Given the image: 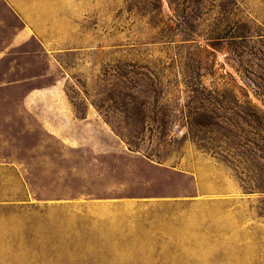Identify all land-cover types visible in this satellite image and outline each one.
I'll return each instance as SVG.
<instances>
[{
    "label": "rangeland",
    "instance_id": "374dc122",
    "mask_svg": "<svg viewBox=\"0 0 264 264\" xmlns=\"http://www.w3.org/2000/svg\"><path fill=\"white\" fill-rule=\"evenodd\" d=\"M236 1L264 30V0ZM214 15L188 30L166 0H0V264H264V193L184 117L183 73L245 86Z\"/></svg>",
    "mask_w": 264,
    "mask_h": 264
},
{
    "label": "trees",
    "instance_id": "16d2710c",
    "mask_svg": "<svg viewBox=\"0 0 264 264\" xmlns=\"http://www.w3.org/2000/svg\"><path fill=\"white\" fill-rule=\"evenodd\" d=\"M166 1L173 12V16H169L167 20L183 29L191 30V22L200 14L210 20V13L215 12L211 20L215 28L210 30L207 39L228 40L237 61L236 70L244 72L242 79L245 86L239 84L229 72L216 77L213 76L214 72H208L209 77L219 80L213 89L205 85L203 75L183 73L181 83L189 93L184 117L191 133L190 138L198 149L231 169L244 192L264 193V110L250 96L252 93L264 106V30L257 31L250 19L237 17L236 0ZM191 3H197L196 6L200 5V9L196 6L192 9ZM245 61L251 65L245 66ZM131 71L133 74H139ZM146 77L150 86L162 85L160 80L154 78V81L151 77ZM133 87L136 88L135 85ZM142 105L144 106V103ZM150 119L155 123L164 124L162 117L153 116ZM115 130L123 136L118 128ZM134 131L138 135L141 133ZM213 131H216L217 135L205 136L206 132ZM135 147L137 150L138 147ZM145 156L151 159L153 155ZM154 156L156 162L162 163L163 158L160 155ZM241 164L244 166L240 167ZM240 169L243 171H239ZM249 172L252 174L248 175ZM249 176H253V179ZM261 202L264 203V200ZM261 210L264 212V207H261Z\"/></svg>",
    "mask_w": 264,
    "mask_h": 264
}]
</instances>
